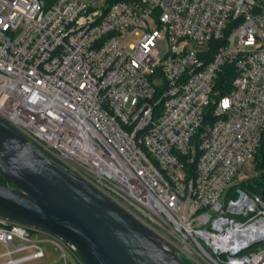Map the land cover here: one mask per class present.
<instances>
[{
    "label": "built area",
    "instance_id": "2783aa9c",
    "mask_svg": "<svg viewBox=\"0 0 264 264\" xmlns=\"http://www.w3.org/2000/svg\"><path fill=\"white\" fill-rule=\"evenodd\" d=\"M0 118L180 256L264 264V198L236 186L264 131V0H0ZM32 232L0 218L1 264L45 257Z\"/></svg>",
    "mask_w": 264,
    "mask_h": 264
},
{
    "label": "water",
    "instance_id": "95a60500",
    "mask_svg": "<svg viewBox=\"0 0 264 264\" xmlns=\"http://www.w3.org/2000/svg\"><path fill=\"white\" fill-rule=\"evenodd\" d=\"M0 174V218L57 237L83 264H186L163 237L2 118ZM257 241L264 234L247 244Z\"/></svg>",
    "mask_w": 264,
    "mask_h": 264
},
{
    "label": "rangeland",
    "instance_id": "374dc122",
    "mask_svg": "<svg viewBox=\"0 0 264 264\" xmlns=\"http://www.w3.org/2000/svg\"><path fill=\"white\" fill-rule=\"evenodd\" d=\"M242 171L245 173V178H252L254 176H256L259 172L254 168L253 164L251 162H246L243 166H242ZM263 176H264V170H263ZM151 224V223H150ZM152 225V224H151ZM156 228V227H155ZM164 237H168L167 232L163 231ZM31 236L37 240H43L42 241V246L44 248V252H45V257L41 258V259H35V260H30L27 262H23L20 264H59V253L58 250L56 249L55 245L52 243H49L46 240L47 235H45L42 232H32ZM17 242L14 241L11 244H9V248L13 249L15 247V244ZM264 247V242H260L257 244H254L253 246H251L248 251H251L252 249H254L255 247ZM6 251V247L0 243V264L4 263L7 260V257L2 255L4 252ZM247 251V252H248ZM19 254H14L13 256H18ZM70 259H72V257L69 255L68 256ZM193 263V262H192ZM195 264V263H193Z\"/></svg>",
    "mask_w": 264,
    "mask_h": 264
},
{
    "label": "trees",
    "instance_id": "16d2710c",
    "mask_svg": "<svg viewBox=\"0 0 264 264\" xmlns=\"http://www.w3.org/2000/svg\"><path fill=\"white\" fill-rule=\"evenodd\" d=\"M44 2L46 6L51 5L55 0H40ZM251 163L253 164L254 168L259 172L256 176L252 178H245L244 180L238 182L236 186L240 189L245 191L248 194H259L262 193V196L264 198V176H263V170H264V131L261 134L258 147L256 149V152L253 155V158L251 160ZM0 181H3V178L0 174ZM183 260L186 262V264H193L192 261L187 259L184 256H181Z\"/></svg>",
    "mask_w": 264,
    "mask_h": 264
},
{
    "label": "bare ground",
    "instance_id": "6f19581e",
    "mask_svg": "<svg viewBox=\"0 0 264 264\" xmlns=\"http://www.w3.org/2000/svg\"><path fill=\"white\" fill-rule=\"evenodd\" d=\"M253 233H255V232H253ZM253 233L251 232L250 235H253Z\"/></svg>",
    "mask_w": 264,
    "mask_h": 264
}]
</instances>
